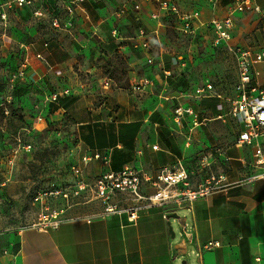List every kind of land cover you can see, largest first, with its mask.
I'll return each mask as SVG.
<instances>
[{
    "label": "crops",
    "instance_id": "1",
    "mask_svg": "<svg viewBox=\"0 0 264 264\" xmlns=\"http://www.w3.org/2000/svg\"><path fill=\"white\" fill-rule=\"evenodd\" d=\"M256 3L264 9V0ZM234 4L222 0L200 12L202 24L231 16L228 45H215L204 25L186 35L200 34L211 47L264 48V36L257 35L264 31V12L251 7L233 12ZM11 18L10 34L24 47L27 64L29 58L34 61L32 71L44 81L45 96L59 94L51 101L52 116L65 114L76 127L83 172L96 177L129 167L145 178L142 192L150 194L163 167L178 160L185 166L197 154L203 165L217 166L226 181L190 205L171 201L138 209L134 220L125 209L107 214L77 209L56 225L10 230L8 244L0 238V264H264V179H249L261 167L255 165L254 148L237 141L239 126L228 114L234 90L227 96L214 88L215 95L194 93L195 102L188 101L182 91L188 83L195 92L210 82L207 55L193 54L191 42L186 56L199 67H167L178 50L165 34L167 23L154 0H30L21 5L13 0ZM139 31L150 52L140 46ZM255 68L253 83L264 88V61ZM177 107L192 114L177 117ZM220 123H231L233 134ZM208 241L219 245L203 249Z\"/></svg>",
    "mask_w": 264,
    "mask_h": 264
},
{
    "label": "rangeland",
    "instance_id": "2",
    "mask_svg": "<svg viewBox=\"0 0 264 264\" xmlns=\"http://www.w3.org/2000/svg\"><path fill=\"white\" fill-rule=\"evenodd\" d=\"M175 1L185 11L197 9L204 13L210 9L207 0ZM220 2L222 0L217 5ZM0 5H3L1 12L5 14L3 19L0 18V165L4 168L0 172V230H4L0 238L5 245L8 244L10 230L33 224L50 226L69 218L77 209L97 214L103 211L104 205L89 190H84L79 198L72 197L69 201L55 194L60 189L73 190L77 181L92 186L97 176L88 175L87 169L85 172L82 170L78 161L79 137L70 118L65 114L60 118L52 116L51 101L44 93L47 91L45 83L37 79L38 72L32 71L34 61L29 58L30 65L22 67L24 47H20L10 34L13 0H0ZM164 21L167 23L165 34L176 43L178 50L173 55V61L167 62V67L174 69L181 64L199 67L186 56L192 42L193 54L205 52L207 55V78L214 88L227 96L231 95L236 81V46L244 45L206 46L200 34H179L171 28L172 18L164 17ZM18 30L22 31V28L17 26ZM261 34L264 36V31H257V35ZM119 65L124 67L122 61ZM182 91L188 93L186 98L189 102H195L193 85L188 83ZM220 124L221 128L233 134L231 123L225 126ZM226 142L225 139L223 144ZM185 164L190 189H196L208 176L218 173L217 166L213 163L203 165L205 163L201 162L197 154H193ZM73 167H79L81 172L76 175ZM37 192H53L55 195L35 200ZM110 202L118 207H126L133 204L134 200L116 193Z\"/></svg>",
    "mask_w": 264,
    "mask_h": 264
},
{
    "label": "built area",
    "instance_id": "3",
    "mask_svg": "<svg viewBox=\"0 0 264 264\" xmlns=\"http://www.w3.org/2000/svg\"><path fill=\"white\" fill-rule=\"evenodd\" d=\"M154 1L162 16L172 18V25L177 33L183 35L193 34L200 25H204L207 29L212 30L215 45L218 46L222 42L228 45L233 28L231 16L223 19H212L206 24H202L200 22V12L197 9L185 11L174 0ZM218 1L207 0V3L215 7ZM17 3L19 5L30 3V0H17ZM247 7H251L256 12H264V9L256 3V0H235L233 12H243ZM1 10L3 11V5H0V18L3 19L5 14ZM53 24L58 26V20L55 19ZM144 36L145 33L139 31L137 38L142 39L140 46L150 52L151 45L148 39L143 38ZM235 57L237 81L233 87L234 97L230 100L228 114L236 120L239 126L238 143L254 148L255 165L261 167L260 172L252 175L249 179H264V88L256 87L253 83L258 73L255 68L256 64L264 61V48L255 50L236 46ZM152 61L151 57L147 58L148 63H152ZM26 64L27 60H24L22 67H26ZM146 82L144 81V83ZM138 88L136 87V89ZM63 93L65 94L66 91ZM195 94L198 97L215 95L214 87L207 81L203 86L195 89ZM58 96L57 93L50 95L49 101L57 100ZM174 112L177 117L183 113L192 114L189 108L182 107H177ZM154 148L156 149V146ZM94 157L98 158L100 155L94 154ZM88 159L87 156L83 157L82 162L85 164ZM73 170L76 175L81 172L79 167H73ZM144 181L145 178L140 172L127 167L119 172L108 171L98 175L92 186L84 181H77L73 190L60 189L55 194H59L63 200L69 201L72 197L79 198L84 190H89L104 205V214L119 213L125 209L129 212V220H134L138 209L147 208L152 204H164L172 201L178 205H190L198 197L205 196L213 190L223 187L226 178L222 174H211L203 184H200L196 189H190L185 166L178 160L174 165L163 167L159 171L157 177L152 180V186L154 187L152 193L144 194L142 192ZM241 182L242 180L237 181V183ZM116 193L134 200V203L126 207H118L110 202ZM55 194L53 192H49V194L47 192H37L34 199L42 200L43 196ZM59 221L54 222L53 225H56ZM218 245L219 242L217 241H208L204 244L203 249L209 250Z\"/></svg>",
    "mask_w": 264,
    "mask_h": 264
},
{
    "label": "water",
    "instance_id": "4",
    "mask_svg": "<svg viewBox=\"0 0 264 264\" xmlns=\"http://www.w3.org/2000/svg\"><path fill=\"white\" fill-rule=\"evenodd\" d=\"M173 216H174V214H170L168 216V218L173 217ZM169 232L171 233L172 236H174V232H173L172 227L170 226V224H169ZM181 264H185V261H182Z\"/></svg>",
    "mask_w": 264,
    "mask_h": 264
}]
</instances>
